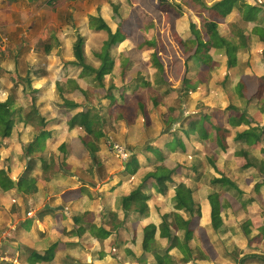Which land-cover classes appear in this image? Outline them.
I'll return each mask as SVG.
<instances>
[{
	"label": "trees",
	"instance_id": "16d2710c",
	"mask_svg": "<svg viewBox=\"0 0 264 264\" xmlns=\"http://www.w3.org/2000/svg\"><path fill=\"white\" fill-rule=\"evenodd\" d=\"M109 2L116 10L114 30L104 21L96 24L97 20L84 32V37L72 30L63 37L53 28L50 41L41 46L45 58H57L55 69L71 67L81 72V79L73 90L67 84L57 81L54 84L59 99L57 107L68 108L64 114L45 124L33 103L39 92L34 86L38 82L46 83L47 74L25 76L32 98V107L25 111L26 135L32 141L46 132L50 155L29 159L23 176L30 175L35 167L38 175L46 177L70 172L67 160L74 146L88 152L83 173L94 180L105 181V186L100 188L101 203L106 209L104 216L92 223L89 201L83 211L71 210L69 219L74 228L64 232L69 238L64 247L77 258L76 264L81 263L83 255H89L90 262L96 264L100 260L97 248L115 237L105 256L118 260L119 264H195L207 259L206 227H210L225 254L236 264H249L252 260L264 264V257L240 256L243 243L264 246V208L254 195L253 186L254 176L263 165L261 158H264V49L259 64L250 66V62L243 59V55H250L252 44L264 46V0H221L211 7H202L208 13L207 19H200L195 25L187 16L190 37L185 40L178 34L174 14L160 10L169 7L170 0H126L129 12L125 17L117 10L118 0ZM258 9L263 10L260 19L255 18ZM232 13L238 19L232 20ZM239 20L246 26L242 27ZM141 27L150 28L151 40L144 39L136 49H127L128 64L133 62L130 54L134 50L136 54L137 51L149 52L147 75L142 79L137 75L127 79L126 69L112 68L114 50ZM228 37L235 45L232 57L225 44ZM64 43L71 54L68 62H63L61 56ZM45 64L40 68L42 73ZM223 67L225 74L221 82L210 83ZM196 68H200L201 74H190ZM108 69L110 72L106 73ZM137 81L147 82L157 94L150 99L148 107L139 100L130 101L136 120L146 118L151 111L171 109L170 104L175 102L176 110L181 109V105L188 107L193 100L185 93L190 90L200 94V99L194 102L193 113L179 121L181 132L171 131L165 135L166 139L160 140L162 136L150 125L146 126L147 141H157L137 154L141 160L132 155L116 175L118 179L112 181L107 179L106 166L98 161V153L107 150L110 139L118 134L120 120L124 119L119 115L120 120L116 121L111 115L112 94L118 93L121 98L126 91L133 92ZM42 86L48 87L47 84ZM94 95L103 98L96 109L91 105ZM104 99L108 101L107 106L103 105ZM182 109V114L187 113ZM9 118L7 106L0 103V148L9 136ZM53 123L55 127L47 129V125ZM105 125L110 129L107 133ZM210 134L223 160L222 167L192 144L194 136L206 141ZM125 147L129 153L134 150L128 140ZM10 156L9 162L5 160L6 167L12 166L15 152ZM2 167L0 163V169ZM83 179L72 176V182L87 185ZM201 189L206 191L204 200L199 196ZM140 195L147 200H134ZM150 200L160 202L161 206L149 204ZM67 209H72V205ZM163 209L174 214L175 228L166 222ZM228 213L234 220L227 219ZM81 224L86 226L84 231ZM103 227H116L117 234L112 235ZM88 230L91 233L83 236ZM76 249L80 255L73 253ZM30 257L34 264H43L52 261L54 254L45 247L32 251ZM17 261L23 263L20 256ZM225 261V257L218 256L214 262L223 264ZM67 263L65 257L62 264Z\"/></svg>",
	"mask_w": 264,
	"mask_h": 264
},
{
	"label": "rangeland",
	"instance_id": "374dc122",
	"mask_svg": "<svg viewBox=\"0 0 264 264\" xmlns=\"http://www.w3.org/2000/svg\"><path fill=\"white\" fill-rule=\"evenodd\" d=\"M218 1H221V0H170V6L164 7L163 9L164 10L168 9L169 12H172L174 14V16L176 17V26H177L178 34L182 36L183 39L185 40L190 37V33L188 32V26H187L188 25V20L186 19L187 16H189L192 22L196 25L197 23H199L200 19L203 20V19H207L208 17V13L206 12V10L203 11L202 7L204 6L207 8L211 7L213 4H215ZM251 1L260 2L261 0H251ZM118 2H119L118 3L119 7L117 8V10L121 14L122 17H125L129 12V7L127 5V2L125 0H118ZM38 3H40L39 0H29L28 1V5L30 7L32 6L36 7ZM105 3H106V0H57V2L50 4L48 7L40 6L36 8V11H37L36 13H39V14L37 16L34 15V17L31 19V23L35 22V28H34L35 31L30 36L26 35V37L23 38V40L29 41L34 38L35 41L32 43V46L35 45L34 48H36V45L38 43L40 44V42L46 38V36L49 33V29H51V31L53 30V28L58 29L60 34L62 35V34H66L68 31H71L70 29H72V27L75 28L76 30H79L81 26L83 30L84 28L86 29V27L89 28L95 24L96 20H97L96 24L103 23L104 21L105 23H107V25L111 29L114 30L116 28V14H115L116 10L109 5L105 6ZM96 9H99L100 13L98 10H97V13H95ZM161 11L164 12L162 9ZM236 15H239V14H236ZM230 16L232 20L234 18L238 19L237 16L235 15L233 16V13ZM262 16H263V10L258 9L255 15V18L260 19L262 18ZM25 17H26V14L21 15V18H25ZM239 21H240L239 24L242 27L246 26V23H244L241 20ZM149 29L150 28H147V27L146 28L141 27L139 30H136L134 32L133 36L130 39H128L127 41L119 45V47L114 50V61L112 63V68L115 67L117 69L119 68L122 70L126 69L127 79L134 78L136 75L140 79H142L145 77V75H147L146 74V71L148 68L147 58L150 57L149 52H146V51L138 52L137 51V54H136V51L134 50V52H132V55L130 54V58L132 59L133 62L131 64H128L129 56H128L127 49L128 48L136 49V45H138L144 39L147 41H150L151 40L150 35L152 31H150ZM229 38L230 37L226 39L227 42L225 44L228 47V55L232 57L235 54V48H234L235 45H234L233 40ZM14 44L19 45L20 42H15ZM259 45L260 44H256V43L252 44L250 55L248 54L243 55L244 57L243 59L248 60L250 62V66H254V64H259L260 62L259 58H260L262 50L264 49V46L262 45L259 46ZM64 46L65 48H62L61 50V56L63 58L62 59L63 62H68L69 60H71V54L68 49V46L65 43H64ZM29 56L30 57L35 56V53L30 52ZM53 58L56 59V62H58L55 56H53ZM72 71L73 70L69 69L67 71V74H64L60 77V75L59 76L53 75L55 73H53L52 70L50 69V73H52L49 78L50 90H48L49 92L42 93V95L40 96L41 99L39 100L38 104H39V109L41 110V112L45 113V115L48 118H51L52 122L55 121V119H58V117L64 114L66 111V109H60L56 106H53L50 103L51 101H54L56 99V96L51 93V91H53L52 84L56 80L58 83L63 84L65 83L66 79L67 80L72 79L73 81L78 82L81 79V72L79 74L76 72L71 74ZM109 72H110V69L106 70V73H109ZM190 74H201V70L200 68L193 69L192 73ZM223 74H225L224 67L219 69L217 78L212 79L210 83L214 84L216 82L218 83L221 82ZM76 77L78 79H76ZM71 87L72 85H70L69 88ZM152 90H154L152 89V87L150 89L149 87H145L144 85V86H139L133 92L126 91L125 93L121 94V98L118 96L119 95L118 93L112 94L114 97V103L110 105L111 115L113 116V118H115L116 121L120 120L119 115L124 116V119L122 118V120H120V128H119L118 134H116V137L114 139H110L107 145V150L103 148L104 150H101L100 153H98V161L101 164H103V166H106V175L108 176L107 179H111L112 181L118 179L116 175L121 172L123 167H125V164L128 162L127 160H129L132 155L140 154L143 148H146L148 144H153L157 141V140L147 141L146 136H144V131H142L143 124H145V127L150 125L153 128V130L159 133V136H162L160 140L166 139V136H165L166 134L178 129V123L180 120H182L187 114L190 115L193 113L194 102L200 99V94L196 92L193 93V91L190 90V92L185 93V94H189V98L192 99L193 101L190 102V105L188 107L183 108V106L181 105V109L183 108L182 110L187 113L182 114L181 109L176 110L178 107V104L175 102L172 105L170 104L171 109H167L166 111H161V110L151 111L146 118L142 120L141 119L136 120L129 107L130 101L139 100L146 107H148L150 99L156 96L157 94L155 90L154 91ZM179 91L181 92V89H179ZM101 98L102 97L99 95L92 96L91 97L92 107L96 109L98 107V104ZM101 101H103V98ZM103 105L107 106L108 101H105L104 99ZM171 112H173V114ZM174 112H175V115H174ZM167 113L170 114V116H168ZM104 129L106 133L109 132L110 130L108 125H105ZM181 131H182L181 128H179L178 132H181ZM125 140H128V145L134 148V150L131 153L126 151ZM192 144L194 147L199 149L203 154L210 155V157H212L216 161V164L219 167H222L223 160L219 156L218 147L211 134L206 141H201L198 138V136H194L192 138ZM47 145L48 144H45L46 148H48ZM113 145L116 147L114 148ZM137 158L141 160L142 157L140 158V156L137 155ZM35 161L36 163L41 164L40 161L38 160H35ZM85 161H86L85 157L75 155L73 158H70L69 160H67V163L69 164L70 167H73L74 173L76 174V176L81 177L83 175H86L83 173L84 165L86 164ZM85 178L87 179L86 182L88 183L86 186H83V187L81 186L78 191L67 192L68 194L65 193L67 195H64L62 197L64 198L63 201L67 202V205L72 204V203H73L72 205H75L72 207V209H69L68 212L64 210L60 204L61 197H58V198L55 197L54 199L53 197L55 195L52 194L51 192H48L49 194L46 196V200L44 203L46 205L45 208L48 207V203H47L48 199L52 197L51 202L50 200L49 202L54 207V212L56 213L53 215L52 218H50V216L45 217L44 220H46V222L43 221L42 223L39 224L41 226L43 225L46 228L45 229L42 226L43 230L45 231L48 230V232L46 231L47 233L46 235H44V237L50 236V234L52 233V226L54 227L53 229H55V232L58 234V236H60V230H62V229H57L58 228L57 226L59 225H61V227H64L66 230L73 229L74 227L71 226L69 220L67 219V216H69V213L71 210H76L80 212L83 211V205L87 201L91 203L90 212L93 217L92 223H96L100 221L102 216H104L106 209L103 207L101 203L100 188L105 186V181L101 182L99 180H94V178L93 179L90 178L89 175ZM59 186H60L59 187V191H60L64 186H66L65 181L64 183H61ZM258 186L254 187V190H255L254 195L260 200V203L262 204L261 206L264 208V199H263L264 187L263 188L261 187V186H264V180H262L260 184V188ZM13 189H15V186L11 188V191H13ZM43 194H41V199H43ZM106 195L109 196V193ZM205 195H206L205 189H201L200 195H199L200 198L202 197L201 200H204ZM56 199L58 200V204L55 203ZM135 199L147 200V198L142 195L136 196L134 200ZM76 201H78V203ZM151 202L161 206L160 202L156 203L155 201L150 200L149 204ZM20 203L22 205V208L26 210V208L24 207L25 202L21 201ZM67 205H64V206H67ZM60 212L61 213L63 212V214H61ZM163 212L164 214H166L165 216L166 222L170 224L171 227L175 228L174 214L168 213V211L164 209H163ZM24 215L26 216L27 214L25 213ZM226 217L229 221L234 220V217L231 213H228ZM239 218L240 217L237 218V221H239ZM4 221L5 219L2 221V223L4 224L6 223V226H7L9 222H4ZM30 222H34V221L25 220L23 223L24 227H28V224L30 225ZM262 224L260 225L264 227V222ZM36 227L37 229H39L38 226ZM80 227L84 231L86 226L81 224ZM103 228L106 230H109V232L112 235L117 234L116 227L114 228L103 227ZM206 230H207L208 244H207V248L204 251L207 254V259L205 261H199L195 264H215L214 261L216 260L218 256H221L223 258L225 257L226 261L223 262V264H236V262H234L231 258H229L225 254L221 244L217 241V237L214 234V232L211 230V228L206 227ZM90 233H91L90 230H88L87 232L85 231L83 232V236L90 234ZM122 236H124L125 238L126 234H124L123 232ZM113 239H115V237H110L106 242H104L103 245H100L97 248L99 258L103 259L100 262H98V264H119L118 260L116 261V259L113 260L112 257L110 256H107V255L105 256V252L107 251L109 247H111V244H113ZM55 241L65 242V239L57 238V239L52 240V242H55ZM39 242H40L39 238L38 239L28 238L24 241L27 247L32 248V249H37V250L43 247V243H39ZM87 246L88 245H86V247ZM1 249L2 251H0V254H2L3 252H7L8 253L7 257L10 260L17 261V256L15 255V251L17 250L15 249L11 250L9 247L3 246V244L1 246ZM64 250L66 252L65 257L69 261V263L67 264H76L77 258L73 256V254L69 251L67 247H65ZM73 253L74 254L79 253V255L81 254V252L78 249H76L75 252ZM248 255H258V256L264 257L263 244H258V243H253V242L250 245L246 243L241 244L240 256H248ZM83 260L90 261L89 255H83ZM250 262L251 263L249 264H262L261 261H256V260H252ZM18 264H21V263L18 262ZM24 264L26 263L24 262ZM48 264H55V261L50 262Z\"/></svg>",
	"mask_w": 264,
	"mask_h": 264
},
{
	"label": "crops",
	"instance_id": "0c3cea01",
	"mask_svg": "<svg viewBox=\"0 0 264 264\" xmlns=\"http://www.w3.org/2000/svg\"><path fill=\"white\" fill-rule=\"evenodd\" d=\"M28 1L29 0H0V103L6 105L8 111L10 112V118L7 121L9 136L3 141L2 147L0 148V163L3 164L2 169H0V192L2 194V199L0 201V243L3 241V246L6 245L11 250H17L15 251V255L20 256L21 261H23V263L21 264H24V262L26 264H34V261L30 257V253L37 249L27 247L24 241L28 238H39V243H43V247L41 249L44 250L45 247H48L49 253L54 254L53 260L50 262L55 261V264H62V261L66 256V252L64 250L65 247L63 245L65 242H52V240L59 238L65 239L66 241L69 238L65 236L64 232H70L71 229L66 230L64 227H61V225H56L58 227L57 229H62L60 230V236H58V234L55 232V229H53L54 227L52 226V233L50 234V236L44 237L48 230H46V232L45 230H43L44 226L42 225V227L39 224L43 221L46 222V220H44L45 217L50 216V218H52L56 213L54 212V207L50 203L52 197L48 199V207L45 208L46 205L44 203L46 200V196L49 194L48 192H51L55 195L53 197L54 199L55 197H61L60 204L62 208L68 212L69 209H67V207H70L73 203L67 205V202H64V198L62 197L64 195H67V192L78 191L81 186L83 187L86 185L78 184L76 180L72 182V176L76 175L74 173L73 167L68 169L70 170V172H61L54 175L53 177L38 175L37 168L35 167L30 175L23 176L26 163L29 159H43L47 158L50 155V139L47 136L46 132L40 133L32 141H30L26 135L25 125L27 121L25 119V111L32 107V98L29 90L27 89L25 76L27 74H47L45 78L46 83L42 84V82H38L34 86L35 89H39V92L36 94V98L34 99L33 103V106L35 107L38 115L46 124L52 122V119L48 118L45 113L41 112L38 103L41 99L40 96L42 95V93L49 92L48 90H50L49 78L52 74L50 73V69L53 73H55L53 75H60V77L64 74H67V71L69 69L73 70L71 74L75 72L79 74L80 72L71 67H61L59 69H55L54 65L56 63V59H54L53 56H49L46 58L43 56L44 53L41 46L45 42L50 41V36L53 35V30L51 31V29H49V33L46 38L41 41L40 44L38 43L36 45V48H34L35 45L32 46V43L35 41L34 38L29 41L23 40L26 35L30 36L35 31V22L31 23V19L34 17V15L37 16L39 14L36 13V8L40 6L48 7L50 4L57 2V0H39L40 3H38L36 7H30L28 5ZM106 3L105 6H111L109 0H106ZM161 9L164 11L163 8ZM97 10L100 13L99 9H96L95 13H97ZM166 11L169 10L167 9ZM23 14H26L25 18H21V15ZM88 29L89 28L86 27V29L84 28L83 30L81 26L79 30H76L73 27L70 30L77 32L82 37H84V32H86ZM70 32L71 31H68L66 34H62V36L64 37ZM15 42H20V44L15 45ZM30 52L35 53V56L30 57ZM44 62L46 63V67H44L45 72L42 73V71H40V68L42 66V63ZM37 69L40 72L37 71ZM34 77L35 76L31 75L32 79H34ZM76 79L78 78L76 77ZM55 82H53L52 84L53 91H51V93L56 96L54 88ZM45 84H47L48 86L47 89L46 87L42 86ZM63 84H67L68 87L72 85V87L69 89L73 90L76 87L75 85L77 84V81L66 79L65 83ZM144 85L145 87H149L151 89L147 82L146 84H144L142 81H137V83L133 85V91L136 90L139 86ZM75 98H78L81 101V98ZM57 102H59V99L56 96V99L54 101H51L50 103L53 106L57 107ZM60 109L67 110L68 108ZM171 113L173 114V112ZM167 115L170 116V114L168 113ZM55 125L56 123L47 125V129L50 130L54 128ZM144 129L145 124L142 125V131H144ZM45 144H48V148H46ZM14 152L15 159L14 161H12V166L6 167L5 160L9 162V159L11 158L10 154ZM75 155L85 157L86 159L88 157V152L86 150L80 149L79 147L76 148L73 146L71 148L70 158H73ZM257 157L259 158V156ZM261 160L263 162V165L259 171V174L255 175L253 179V186L256 187L259 185V188L262 180H264V158H261ZM81 177L84 178L83 181L87 180L85 178L87 177V175H83ZM64 181L66 183V186H64L59 191V185L61 183H64ZM13 186H15V189L11 191V188ZM261 187L263 188L264 186ZM41 194H43V199H41ZM21 201L25 202L24 207L26 208V210L22 208V205L20 203ZM76 202L78 203V201ZM55 203L58 204L57 199L55 200ZM73 206L75 205H72V207ZM25 213L27 214L26 216L24 215ZM61 214H63V212ZM4 219V222H9L7 226L6 223H2ZM67 219L70 222L69 216H67ZM25 220L34 222H30V225L28 224V227H24L23 223ZM36 226H38L39 229H37ZM3 253H6L8 255L7 252ZM101 260L103 259L98 260V262H100ZM85 261L82 258L80 264H92V262H90L89 260ZM50 262H44L43 264H48Z\"/></svg>",
	"mask_w": 264,
	"mask_h": 264
},
{
	"label": "built area",
	"instance_id": "2783aa9c",
	"mask_svg": "<svg viewBox=\"0 0 264 264\" xmlns=\"http://www.w3.org/2000/svg\"><path fill=\"white\" fill-rule=\"evenodd\" d=\"M1 246H2V244L0 243V251H2ZM0 264H18V263L15 260H10L7 257L6 253H2V254H0Z\"/></svg>",
	"mask_w": 264,
	"mask_h": 264
}]
</instances>
